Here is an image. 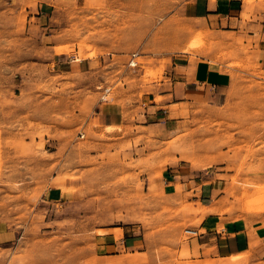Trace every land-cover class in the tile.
I'll use <instances>...</instances> for the list:
<instances>
[{
	"label": "rangeland",
	"instance_id": "rangeland-1",
	"mask_svg": "<svg viewBox=\"0 0 264 264\" xmlns=\"http://www.w3.org/2000/svg\"><path fill=\"white\" fill-rule=\"evenodd\" d=\"M186 1L0 0V205L30 225L0 264H76L110 227L154 239L159 257L176 213L161 182L168 165L227 181L229 209L264 212V72L227 60L230 45L196 30ZM198 49L236 68L232 85L220 98L200 86L169 106V140H155L136 126L163 100L153 85L176 55ZM65 55L91 70L59 66ZM107 106L124 109V125L106 129ZM54 186L66 196L42 200Z\"/></svg>",
	"mask_w": 264,
	"mask_h": 264
},
{
	"label": "crops",
	"instance_id": "crops-1",
	"mask_svg": "<svg viewBox=\"0 0 264 264\" xmlns=\"http://www.w3.org/2000/svg\"><path fill=\"white\" fill-rule=\"evenodd\" d=\"M182 14L196 30L207 28L220 45H230L232 54L227 60L256 64L264 72V0H187ZM217 53L218 49L192 50L168 62L152 92L154 97L159 91L163 100L159 104L149 100L153 104L146 109L145 125L136 126L151 130L155 140H169V125L174 122L169 106L187 102L200 86L215 90L220 98L232 85L236 68L226 61L222 68L215 65L211 57ZM56 63L80 73L89 72L92 66L87 58L77 61L66 55ZM98 114L105 126L125 124L124 109L118 106H107ZM161 182L169 208L176 213L165 232L169 237L166 250L159 257L154 253V239L127 230L115 234L110 227L102 237L95 235L92 251L76 264H264V212L229 209L227 181L204 180L187 166L168 165ZM64 196L54 186L44 190L41 199L59 202ZM9 208L0 205V262L13 259L30 226L16 221ZM185 228L196 229L199 235L188 238Z\"/></svg>",
	"mask_w": 264,
	"mask_h": 264
},
{
	"label": "built area",
	"instance_id": "built-area-1",
	"mask_svg": "<svg viewBox=\"0 0 264 264\" xmlns=\"http://www.w3.org/2000/svg\"><path fill=\"white\" fill-rule=\"evenodd\" d=\"M141 56L140 52L136 51V52H132L129 60H128V67L131 68H136L138 67V63H137V59ZM110 91V88H105L103 90V96L101 97L102 100H106L107 99V95ZM184 234L188 237H197L199 235V232L196 229H192V228H185L184 229Z\"/></svg>",
	"mask_w": 264,
	"mask_h": 264
},
{
	"label": "bare ground",
	"instance_id": "bare-ground-1",
	"mask_svg": "<svg viewBox=\"0 0 264 264\" xmlns=\"http://www.w3.org/2000/svg\"><path fill=\"white\" fill-rule=\"evenodd\" d=\"M191 46H193V43L191 44ZM186 47H187V46H186ZM189 47H190V46H189ZM189 47H188V48H189ZM188 48H187V49H188ZM190 48H191V47H190ZM71 50H72V49H71ZM71 50H70V51H71ZM67 51H68V50H67ZM77 60H79V59H77ZM228 64H229V63H228ZM233 65H234V64H233ZM149 74H150V73H149ZM151 74H152V72H151ZM151 74H150V75H151ZM115 128H117V126H113V125H107V126H106V129H108V130H114ZM189 264H190V263H189Z\"/></svg>",
	"mask_w": 264,
	"mask_h": 264
}]
</instances>
